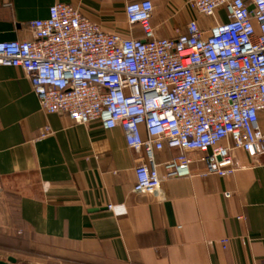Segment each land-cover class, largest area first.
Returning <instances> with one entry per match:
<instances>
[{
    "label": "crops",
    "instance_id": "0c3cea01",
    "mask_svg": "<svg viewBox=\"0 0 264 264\" xmlns=\"http://www.w3.org/2000/svg\"><path fill=\"white\" fill-rule=\"evenodd\" d=\"M140 1L9 0L10 7L0 8V43L31 40V23L47 19L56 3L77 7L106 32L141 39L140 27L130 34L125 15L126 4ZM150 1L157 38L187 32L192 20L201 27L212 22L185 0ZM175 155L165 149L156 159L164 163ZM191 157V177L165 181L163 201L137 195L135 167L142 155L127 147L121 129L46 114L24 71L0 66V259L264 264V165L235 151L234 176L203 177L201 155Z\"/></svg>",
    "mask_w": 264,
    "mask_h": 264
},
{
    "label": "built area",
    "instance_id": "2783aa9c",
    "mask_svg": "<svg viewBox=\"0 0 264 264\" xmlns=\"http://www.w3.org/2000/svg\"><path fill=\"white\" fill-rule=\"evenodd\" d=\"M185 4L211 24L192 20L187 32L157 38L154 4L143 0L126 4L125 15L130 34L140 27L144 38L124 37L56 3L31 23V40L0 43V66L24 71L46 114L121 129L142 155L133 193L159 201L165 181L191 177L192 153L203 177L234 176L235 151L264 165V0ZM165 149L176 155L158 163Z\"/></svg>",
    "mask_w": 264,
    "mask_h": 264
},
{
    "label": "rangeland",
    "instance_id": "374dc122",
    "mask_svg": "<svg viewBox=\"0 0 264 264\" xmlns=\"http://www.w3.org/2000/svg\"><path fill=\"white\" fill-rule=\"evenodd\" d=\"M57 260L58 259L54 257H46L45 255H43V264L57 263L59 262ZM18 264H33V260H24L23 258H21V261H19Z\"/></svg>",
    "mask_w": 264,
    "mask_h": 264
},
{
    "label": "water",
    "instance_id": "95a60500",
    "mask_svg": "<svg viewBox=\"0 0 264 264\" xmlns=\"http://www.w3.org/2000/svg\"><path fill=\"white\" fill-rule=\"evenodd\" d=\"M0 264H17V259L13 256H10L7 258V260H1Z\"/></svg>",
    "mask_w": 264,
    "mask_h": 264
},
{
    "label": "trees",
    "instance_id": "16d2710c",
    "mask_svg": "<svg viewBox=\"0 0 264 264\" xmlns=\"http://www.w3.org/2000/svg\"><path fill=\"white\" fill-rule=\"evenodd\" d=\"M28 254H30V256H38L36 253L33 252H29Z\"/></svg>",
    "mask_w": 264,
    "mask_h": 264
}]
</instances>
